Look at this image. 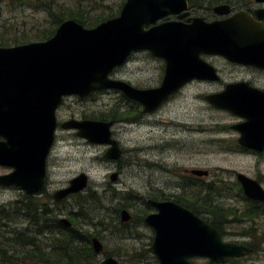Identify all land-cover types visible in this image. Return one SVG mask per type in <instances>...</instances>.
Segmentation results:
<instances>
[{
	"label": "water",
	"instance_id": "1",
	"mask_svg": "<svg viewBox=\"0 0 264 264\" xmlns=\"http://www.w3.org/2000/svg\"><path fill=\"white\" fill-rule=\"evenodd\" d=\"M187 8L186 0H125L117 16L93 28L66 20L47 40L0 47V166L12 169L11 174L0 177V187H16L27 195L42 188L46 158L55 140L56 110L66 96L85 98L96 91L115 89L148 111L188 81L214 80L216 70L200 58L202 54L264 68V24H257L247 12L211 23L196 18L188 24H157L170 15L183 12L179 18L185 16ZM215 11L229 13L227 5ZM135 51H147L165 62L160 87L138 90L110 78ZM262 95L238 83L206 100L246 120L236 129L241 133L240 144L248 146L247 141H256L263 132L264 104L258 101ZM111 126L112 122L90 120L63 124L65 129H76L77 135L90 143L110 146L105 157L117 160L121 151L111 138ZM237 178L245 186L255 185L243 175ZM87 182L85 174L78 175L54 194L55 201L79 193ZM153 206L157 212L148 215L145 223L154 232L149 251L155 264H192V258L225 264L228 259L253 253L244 245L222 241L216 230L174 203L154 202ZM121 215L122 222L130 220L126 211ZM62 222L69 225L67 220ZM92 247L96 254L103 251L97 238L92 239ZM99 264L120 263L108 257Z\"/></svg>",
	"mask_w": 264,
	"mask_h": 264
},
{
	"label": "rangeland",
	"instance_id": "2",
	"mask_svg": "<svg viewBox=\"0 0 264 264\" xmlns=\"http://www.w3.org/2000/svg\"><path fill=\"white\" fill-rule=\"evenodd\" d=\"M123 1L0 0V43L8 44L7 46L11 47L14 46L13 42L16 39L19 42L25 40L27 42L25 44L44 41L40 39L55 33L58 27L56 22L59 21L58 19L61 20V16L67 17L68 14H76L85 19L93 17L104 19L110 14L117 15ZM91 25L86 24L89 26L87 28L96 26L94 23ZM212 62L225 79H254L250 75L251 72L231 66L224 60L213 59ZM162 69L163 62L160 59L141 53L133 56L119 68L116 71V76L131 81L132 84L141 88L155 87L160 82ZM257 81H259V85H264V79ZM214 91V88L211 89L209 85L196 83L185 89L169 106L156 113L152 117L156 119L154 124L150 125L144 122L143 127H130L125 123H117L113 126V138L118 141L121 149L126 153L119 164L104 158L106 145L89 143L77 135L76 129L58 127L56 142L48 159L50 189L58 190L67 186L70 180L81 173L87 176V190L81 195L69 198L60 207V211L62 218H65L70 212L77 213V207L82 204V198L93 194L97 204L90 205V211H100L96 212V215L80 214L78 227L83 231L98 233L99 240L104 247V254L97 256L94 259V264L106 256L114 257L120 264H154L156 262L150 252L146 251L152 243L153 232L143 223V218L145 213L152 212V209L146 207L143 197L147 198L148 187L172 189L176 181L172 177L165 176L159 168H148L142 164L140 167L134 166L128 161L133 149H144L151 143L158 144L157 147L163 150L164 147L160 146L163 140L171 141V138H176L171 147H166V155L161 158L176 173L180 167L207 169L213 172L214 180L218 177V180H224L226 183L235 182L231 171L247 172L248 175H255V172L258 171L264 173V157L258 163L252 157H241L234 153L226 154L218 148H210L212 144H209L208 140L211 138L220 139L228 135L229 137L235 136L232 131H228L229 134H225V136L221 133L210 132L215 126V131H222L223 129H219L222 126L227 129L236 121L227 114L208 108L202 100L197 98L198 95L210 94ZM120 97L121 95L113 90L99 91L86 98L69 96L57 112L58 124L70 120L77 122L98 121L103 116L109 115L112 110H119L116 114H124L127 108L120 107L121 103L118 101ZM123 101L126 106V101ZM173 121L181 122L182 124L179 126L183 131L179 126H173ZM185 128L195 130L189 134L185 133ZM198 129H203L205 132H199ZM232 139L229 141L232 142ZM148 150L150 149L139 150L138 155L143 157L142 152ZM184 150L188 154L182 152ZM118 165L122 167L120 171H118ZM219 168L227 169L228 172L215 173L214 171ZM116 172H119L117 180L111 181L110 175ZM15 201H21L17 190H0V204L14 203ZM45 202L46 200L40 203L44 204ZM123 205L129 206L124 209L132 215L133 219L126 230L115 229L112 224L110 227L113 228L93 227L92 224L98 225V219H109L115 210ZM224 205L238 211L237 218H240L249 207L240 197L231 198ZM101 207H103L102 210ZM243 210L244 212H242ZM244 219L242 224H230L223 227V239L229 243H246L250 247H254V251L251 255L240 259H231L225 264H264V213L259 215L254 222L252 220L249 222L248 217ZM107 222L108 220H106ZM25 224V222L21 223V225ZM79 232L82 231L79 230ZM39 243L41 248H45L43 244H47V240L44 236L39 237ZM47 251L49 250L47 249ZM191 261L192 264H208V261L202 258H194ZM0 264L7 263L0 259Z\"/></svg>",
	"mask_w": 264,
	"mask_h": 264
},
{
	"label": "flooded vegetation",
	"instance_id": "3",
	"mask_svg": "<svg viewBox=\"0 0 264 264\" xmlns=\"http://www.w3.org/2000/svg\"><path fill=\"white\" fill-rule=\"evenodd\" d=\"M186 1L188 4V8L185 12L186 13L185 16L179 18V15H182L183 12H181L180 14L170 15V16H167L164 19L160 20L159 22H157V24L162 23V22H181L184 24H188V23H191L192 20L196 19V18H200L206 23H211L214 21L227 20L239 12H247L254 19V21L257 24L258 23L264 24V0H261V1H257V0H195V1L194 0H186ZM221 5H227L228 6V12L229 13L227 15H221L215 11V9ZM141 53L151 55L147 51L132 52L129 55V57L126 59V62L123 65H125L129 60H131L133 58V56L141 54ZM154 58H156V57H154ZM200 58L203 61H205L206 63H208L209 65H211L212 67H214V69L216 70V77L214 78V80H191V81H188L178 91L171 94L164 102L157 105L153 110H148V111L145 110L146 107L143 104L137 102L133 98L126 97L120 90L113 89V91H116V93H119L121 95V97L118 99V101L121 103V105H120L121 108L122 107L127 108L126 112L124 114H116L119 110H117V111L112 110V111H110L109 115L103 116L102 119H100L98 121H100V122H112V126L110 129L111 130V138H112V140H114L118 143V141L115 140V138H113V134H112L113 126H115L117 123L118 124L119 123L120 124L125 123V125H129L130 127L141 126V125H142L141 127H143L144 122L146 124L152 125V124H154V122H156V119H154L152 117H154V115L156 113H158L164 107L166 108L167 106H169L170 103L173 102L174 100H176L177 97L179 95H181L185 89L193 86L196 83L202 84L205 86L209 85L210 88L211 89L214 88L215 91L211 92L210 94L206 93V94H203L200 96L198 95L197 98L199 100H202L208 108L213 109V110L220 112V113L227 114L229 117L235 119L236 121L234 123H232L231 125H229L227 129L224 128L225 126L224 127L222 126L221 128L219 127V129H223L222 131H215L216 126L212 129V131H210V132L221 133V135H223V136H225V134H229L228 131H232V134H235V136L229 137V135H228V136H225L224 138H220V139L211 138L208 141H209V144H212V146L211 147L207 146V147L218 148L222 153H226V154L234 153L235 155H239L241 157H244V156L252 157V158L256 159L259 163L260 160H262L264 157V125L261 126V128L263 129V132H261L260 137L256 141H253V140L247 141L248 146H244V145L240 144V142H239V140L241 139V133L239 131H237L236 127H239L240 125H242L244 122H246V120L242 117L233 115L226 110L217 109L215 106H213L210 102H208L206 100V97L209 95H213V94H220V93L225 91L227 86L232 85V84H238V83L246 84L249 88H253V89H256V90L264 93V85H259V81H257L258 79H264V68H258V67H254L251 65H241V64L232 63V62L226 60L225 58H223L222 56H218V55L202 54L200 56ZM157 59H160V58H157ZM213 59L214 60H216V59L224 60L226 63H228L231 66H236V67H239V68H241L247 72H251L250 75L253 76L254 79H252V78H250V79H244V78L225 79L222 77V75H221L220 71L217 69V67L213 65V62H212ZM160 60L163 62L162 75H161L159 84L155 87H143V88H141L139 86L132 84L131 81L123 80L122 78L117 77L116 71L119 68H121L123 65L117 67L110 74V78L113 80L126 82L130 86H132L133 88L138 89V90L156 89V88L160 87L162 80H163V77H164V73H165V62L162 59H160ZM102 91L103 90H101L100 92H102ZM95 93H97V92H95ZM93 94L94 93L90 94L89 96H91ZM72 96H74V95H72ZM68 97L69 96L64 97L62 99L60 106L57 108L56 120H57V112L61 109L65 99ZM123 100L126 101V106H125V104H123L124 103ZM258 101L264 104V96L263 95L258 96ZM261 119L264 120V118H261ZM92 121H95V120H92ZM65 123L66 122L58 124V121H57L56 132H57L58 127L63 128V124H65ZM173 123H174L173 126H179L182 124L181 122L176 123L174 121H173ZM179 127H180V130L183 131V129H181V126H179ZM63 129H65V128H63ZM194 130L195 129L185 128V133L188 132L189 134H192L194 132ZM198 130H199V132H205L203 129H198ZM56 132H55L54 144L56 142ZM231 138H233L232 142L229 141ZM171 139H172L171 141H169L168 139H165L162 141L160 146L164 147L163 150H161L162 148L160 149L159 147H157L158 144L153 145L150 143L148 145V147H146L144 149H140V148L136 149L135 148L130 153L128 161L131 162L132 164H134V166L140 167L142 164L143 166H146L148 168H159L160 171L163 174H165V176L172 177L176 181V183L173 185L172 189H166V188H162V187H160V188L148 187V190L146 193L147 198L143 197V200L146 201L145 202L146 207L149 208L150 210L152 209V212H148V213L146 212L145 213L144 218H143L144 221L142 220L143 223H145V218L148 215L155 214L157 212L156 208L153 206L154 202L174 203V204L192 212L200 220H202L204 223H206L210 228L216 230L220 234L222 241H224V239H223V236H224L223 227L229 226L230 224H242L243 221H245V219H244L245 217H248L249 222H250V220H252L254 222L255 219L259 217V215L264 213V173H261V171H258V172H255V175H248L247 172L242 173V172L231 171L232 175L235 177L234 183L233 182L226 183L224 180H220V179L218 180V177H217V179L214 180L213 179V177H214L213 172L210 170H207V169H200V168H195V167H190V168L180 167L178 170V173H176V171L174 169H172L171 167H169L167 165V163L164 159H161L162 157L164 158V156L166 155V152H167L166 147H171L173 141L176 140V138H171ZM2 141H3V138L0 137V142H2ZM228 143L231 145L230 147H229ZM54 144H53V146H54ZM98 145H100V144H98ZM53 146H52V148H53ZM106 146H107V149L104 153V158L106 160L113 161L116 164H119L124 159V156L126 154L125 151H123L121 149V147L118 143V148L121 151L120 157L117 160L109 159V158L105 157V154L107 153L110 146H108V145H106ZM52 148H51V150H52ZM147 149H150V150L143 151L142 152L143 157H140L138 155L139 150H147ZM51 150H50V152L46 158V164L47 165H45V176H44L43 185H42V188L38 192L34 193L33 195H27L23 190L16 188V187H0V190H6V189L17 190L18 193L20 194L21 200L25 199V198H32L33 200H35L40 205H42V206L45 205V207L48 208V210H50L52 212L55 211L57 213V216L59 217V219L61 221V224L65 225L67 227V228H64L66 230V229H70V227L72 226L70 218L73 215H77L79 213V207H77V209H78L77 213H71L70 212L67 216H65V218L61 217L62 213L60 211V207L62 205H64L69 198L81 195L82 192L86 191L88 184L79 193L68 195L67 197H65L64 199H62L58 202L55 201L54 194L57 191L66 188L69 185L71 180L69 181L68 185L65 187H62L58 190L50 189L49 173H48V159H49ZM182 152H184L185 154H188V152L186 150H184ZM182 152H180V153H182ZM166 167H167V170H166ZM117 168H118V171H120L122 167L120 165H118ZM198 171L206 172L207 174H205V175L195 174ZM214 172L218 174V173L228 172V170L219 168V169L215 170ZM11 173H12L11 168H6L4 166H0V177L1 176H7ZM118 173L117 172L112 173L110 175V180H111V177L114 176L115 177L114 181H116L118 178ZM81 174H83V173H81ZM238 175H243V176L251 179L252 181L255 182V185L245 186L243 183H241L238 180V178H237ZM209 177H211V178H209ZM236 197H240L247 205H249V207H251V208L248 207L247 211H245V212L243 210L242 212H244V213L240 216V218H237V215H236V213H239L238 211H234L233 209L228 208L224 205V203L227 200H230L231 198H236ZM45 200H46V202L44 204L40 203L41 201H45ZM93 203L95 205L97 204L96 202H93ZM126 207H129V206L123 205L120 208H117L115 210V212L111 215L113 217L110 216L109 219H106V218L103 219L104 222H103V220L98 219V222H99L98 225L95 226L94 224H92L93 227L102 226L104 228H113V227H115L116 222L121 223V224L129 227V224L132 222L133 219H132V215L126 209H124ZM102 209H103V207H101V210ZM99 211H91L89 213H85V216L92 215V214L96 215V212H99ZM123 211H126L130 216V220L128 222H122V220H121L122 219L121 214ZM82 214H84V213H82ZM79 216H81V215L79 214ZM229 218H232V219H229ZM78 219H80V217ZM62 220H67L69 225L64 224L62 222ZM106 220H108L107 223H106ZM215 221H216V223H215ZM77 222H78V220H77ZM110 224H112L113 227H110ZM74 227H75V229H70V230L75 234V236H77L75 238H78L77 240H79L80 243L75 242L72 245L67 244L68 248L77 247V248H75V250H78V249L82 250L84 247V244L82 243L84 241V236L86 237V235L89 236V235L94 234L93 237H91V239H90V245H91L92 252L94 253V255L96 257L104 254V247H103V251L99 254H96L93 251L92 239L97 238L99 240L98 233H96L94 231H93V233L83 231L81 228L78 227V223H76L74 225ZM128 227H126V228H128ZM148 228H150L152 230L151 227L148 226ZM79 230H81L82 232H79ZM56 231L57 230H55V229L52 230V235H51L52 237L54 235V232H56ZM152 232H153V230H152ZM34 233H36V232H34ZM82 233H83V235H82ZM36 234H38V233H36ZM41 235L44 236V234H41ZM153 235H154V232H153ZM34 239L39 241V236L35 237ZM51 239L52 238L46 239V237H45V240H48V241H47V244H43L45 248H42V249H48L51 251L54 250L55 244L51 243V241H50ZM226 243H229V242H226ZM38 244L40 245V243H38ZM234 244L244 245V246H246V247H248L254 251V247H250L246 243L245 244L234 243ZM4 246H5V244H4ZM108 257H112V256H106L103 259L108 258ZM244 257H246V256H244ZM241 258H243V257H241ZM192 259H194V258H192ZM202 259H206V258H202ZM232 259H240V258H232ZM102 260H100V261H102ZM191 260H190V262L192 263ZM206 260L208 261V264H209V260L208 259H206ZM230 260L231 259H228L227 262H229ZM100 261L96 264H99ZM90 263H92V262H90ZM51 264H60V263H57L55 261H51ZM65 264H88V262L84 259L83 255H80L79 259L67 261V262H65Z\"/></svg>",
	"mask_w": 264,
	"mask_h": 264
},
{
	"label": "trees",
	"instance_id": "4",
	"mask_svg": "<svg viewBox=\"0 0 264 264\" xmlns=\"http://www.w3.org/2000/svg\"><path fill=\"white\" fill-rule=\"evenodd\" d=\"M124 2L125 0L122 4H124ZM121 8L117 12V15ZM117 15L110 14L104 19L101 17L85 19L80 17V15L68 14L67 17L61 16V20L58 19L59 21L56 22V26H59L66 20H75L87 28L89 26H86V24L92 26L91 23H94V25H96L97 23L99 24ZM50 37L51 36L48 35L40 40H46ZM17 40L18 39L13 42L14 46L27 43L25 40L21 42ZM7 45L8 44L0 43V47H8ZM82 199H84L81 201L82 204L78 206L79 213L70 218L72 224L70 229H75L74 225L78 223L79 214H85L86 211H88V213L91 212L90 205H93V202L96 200L93 198L92 193ZM22 222L26 224L21 225ZM126 227L128 226L116 222L114 228L126 230ZM64 228L67 227L61 224L55 211L52 212L48 210L45 205H40L32 198H25L21 201H15L14 203L0 204V259L4 260L7 264H51V261L65 264V262L79 259L80 255H83L88 264H94L93 262L96 256L92 252L90 245V239L94 234L89 236L86 235V237L84 236V241L82 242L84 244L83 249L75 250L77 247L68 248L67 244L72 245L75 242L80 243V241L77 240L78 238H75L77 236H75L70 229L65 230ZM53 229L57 231L54 232L52 237ZM41 234H44L46 239L52 238L50 241L55 244L53 251L42 249L38 244L39 241L34 239L38 236L41 237ZM146 251L149 252V249L147 248Z\"/></svg>",
	"mask_w": 264,
	"mask_h": 264
},
{
	"label": "bare ground",
	"instance_id": "5",
	"mask_svg": "<svg viewBox=\"0 0 264 264\" xmlns=\"http://www.w3.org/2000/svg\"><path fill=\"white\" fill-rule=\"evenodd\" d=\"M142 126V125H141ZM177 149V148H176ZM154 150V149H153ZM154 164V163H153ZM47 165V164H46ZM165 169V168H164ZM166 170H167V167H166ZM45 183V182H44Z\"/></svg>",
	"mask_w": 264,
	"mask_h": 264
}]
</instances>
